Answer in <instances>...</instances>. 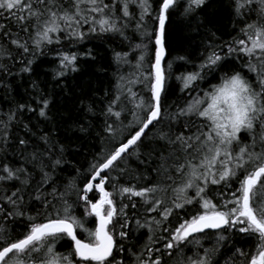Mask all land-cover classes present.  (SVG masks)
Here are the masks:
<instances>
[{
  "label": "snow or ice",
  "instance_id": "6c2138e0",
  "mask_svg": "<svg viewBox=\"0 0 264 264\" xmlns=\"http://www.w3.org/2000/svg\"><path fill=\"white\" fill-rule=\"evenodd\" d=\"M217 5L233 26L223 43L213 39ZM175 16L206 30L200 56H172ZM0 17L6 75L16 63L31 73L55 52L63 78L79 71L65 48L120 41L108 87L86 106L94 117L101 105L103 121L101 147L85 164L67 161L46 133L31 151L17 137L12 161L25 105L0 111V264H219L238 234L253 247L228 248L232 264H264V0H0ZM38 103L48 119L50 101ZM65 165L67 180L58 175ZM141 229L144 243H126Z\"/></svg>",
  "mask_w": 264,
  "mask_h": 264
},
{
  "label": "trees",
  "instance_id": "16d2710c",
  "mask_svg": "<svg viewBox=\"0 0 264 264\" xmlns=\"http://www.w3.org/2000/svg\"><path fill=\"white\" fill-rule=\"evenodd\" d=\"M226 2L227 0H225ZM0 23L7 24V21L0 17ZM211 23L215 25L212 31L216 33L213 39L217 43L231 39L232 21L227 11L219 5L213 13ZM168 32L173 42V57L177 54L198 57L204 52L209 39L205 29H197L195 23L189 24L182 16H175L171 19ZM119 44L120 41L115 37L112 39L94 37L75 46L70 45L64 50L67 51L70 48L72 52L78 54L79 71L68 73L59 79L55 75L59 63L55 52L38 56L32 65L31 73L21 72L22 66L19 63H16L12 68L13 74L0 73V111L7 112L9 109L15 110L18 104L25 105V109L17 113L18 122L13 127V135L7 149L9 159L15 162L20 158L21 148L16 144L17 137L30 140L29 151H31L32 148L41 144L39 137L45 133L54 141L64 145L65 159L72 164L77 161L80 164H85L87 159H91V153L101 147L96 132L102 126L103 116L99 112L101 105H94L97 112L94 117L87 113L86 106L100 97L102 90L108 87V78L114 68L112 49L120 50ZM89 49L95 55V60L88 59L83 55ZM110 64H112V68L109 67ZM105 69L107 70L105 71ZM33 83L36 84L35 88H33ZM173 87L176 85L174 84ZM42 97L50 101L47 110L48 119L38 115L40 108L38 101ZM29 108L36 109V111H30ZM89 121H91L92 127L87 132L79 131L78 125L85 124L87 126ZM24 125H27V128ZM2 155L0 154V156ZM64 167L66 170L58 171V175L67 180L74 173L70 165ZM30 210L35 214L34 210ZM131 211L129 209L130 214ZM19 223L17 221L16 224L9 226L16 228ZM146 231V229H141L139 234L126 243H144ZM205 246L210 247V242L205 241ZM236 247L248 251L253 245L244 234H238L232 244L227 248L220 249L215 259L219 261V264H232L234 253L229 252L228 248Z\"/></svg>",
  "mask_w": 264,
  "mask_h": 264
}]
</instances>
